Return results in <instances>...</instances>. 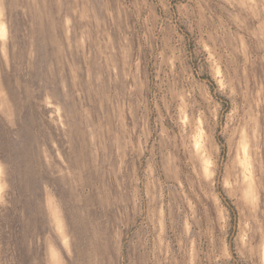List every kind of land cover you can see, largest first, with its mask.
<instances>
[{
	"label": "clouds",
	"instance_id": "clouds-1",
	"mask_svg": "<svg viewBox=\"0 0 264 264\" xmlns=\"http://www.w3.org/2000/svg\"><path fill=\"white\" fill-rule=\"evenodd\" d=\"M0 11L11 45L0 58L15 51L17 14L29 61L53 49L44 95L65 126L68 164L50 188L64 229L33 264H264V0H0Z\"/></svg>",
	"mask_w": 264,
	"mask_h": 264
},
{
	"label": "rangeland",
	"instance_id": "rangeland-1",
	"mask_svg": "<svg viewBox=\"0 0 264 264\" xmlns=\"http://www.w3.org/2000/svg\"><path fill=\"white\" fill-rule=\"evenodd\" d=\"M12 23L15 51L0 58V264H33L43 257L46 242L64 229L63 209L50 188L68 164L61 147L65 126L60 107L44 95L54 83L47 70L53 49L29 61L20 47L27 21L17 14ZM10 47L0 11V48ZM202 135L194 136L198 148ZM240 147L239 163L249 185L245 195L254 202L246 139ZM52 257L57 260L55 250Z\"/></svg>",
	"mask_w": 264,
	"mask_h": 264
}]
</instances>
